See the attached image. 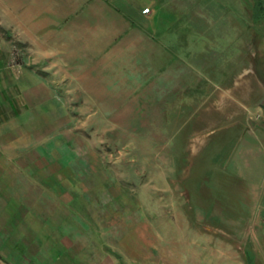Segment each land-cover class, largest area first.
Segmentation results:
<instances>
[{"label": "rangeland", "instance_id": "374dc122", "mask_svg": "<svg viewBox=\"0 0 264 264\" xmlns=\"http://www.w3.org/2000/svg\"><path fill=\"white\" fill-rule=\"evenodd\" d=\"M246 13L250 18L248 8ZM17 27L22 34L27 32ZM247 31V69L232 71L226 88L230 101L225 103L218 104L220 88L210 85L200 88L196 102L197 96H191V87L185 84L183 90L135 88L133 101L101 103L84 96V89L70 79L63 81L62 72L46 71L45 56L37 62L39 81L24 73L29 84L48 78L55 91L31 107L34 130L38 127V150L33 149L32 157L36 154L38 160V190L51 191L55 198L53 204L40 199L47 216L57 224L66 219L79 223L77 232L61 237L72 242L65 248L68 257L79 256L84 264H264V242H255L264 215L254 208L260 199H254L252 185L246 193L208 197L223 187L222 180L234 178L213 156L212 147L223 140L217 141L211 130L247 127L256 132L247 139L256 138L264 145V37L254 38L253 27ZM0 36L1 102L10 94L5 85L17 73L15 63H22L23 70L37 63L27 45L1 26ZM55 61L60 69L58 56ZM187 74L184 82L189 84V70ZM29 105L22 103L23 112ZM8 112L2 108L1 113ZM230 135L225 137L233 145L238 135ZM250 149L249 142L242 149L246 163L254 160L256 150ZM23 153L12 152L28 159ZM3 155L0 150V159ZM32 168L36 169L34 164ZM245 169L249 176L264 175V161L262 168ZM0 171L14 174L20 169ZM51 176L63 179L54 189L43 182L46 177L52 181ZM8 185L24 190L23 183L0 182L5 189Z\"/></svg>", "mask_w": 264, "mask_h": 264}, {"label": "crops", "instance_id": "0c3cea01", "mask_svg": "<svg viewBox=\"0 0 264 264\" xmlns=\"http://www.w3.org/2000/svg\"><path fill=\"white\" fill-rule=\"evenodd\" d=\"M146 7L150 8L148 12L143 11ZM246 8L247 0H0V26L27 45L35 63L45 56L49 59L46 71L62 72L63 81L70 79L94 101L129 102L134 100L135 88L182 89L185 84L191 87V96H197L196 102L200 88H220L219 104L230 101L226 88L232 71L247 69V29L252 20ZM17 25L27 32L22 34ZM56 56L60 69L55 66ZM38 65L23 70L22 63H15L17 73L5 85L10 94L1 101L9 112L1 113L0 104V150L4 154L0 168L20 169L14 174L0 171V182L24 184V190L18 186L0 187V264H84L86 261H79V256L68 257L70 251L65 248H71L72 242L61 239L77 232L79 223L69 219L55 223L40 203V199H48L53 204L55 198L51 191L38 190V160L36 154L35 159L32 157L33 149L38 150V127L34 130L31 107L44 96L51 97L49 93L54 96L55 91L49 76L36 85L27 82L25 72L40 80ZM187 69L189 84L184 82ZM200 72L206 75L202 77ZM50 77L55 82V74ZM24 101L30 103L26 112L22 109ZM211 133L217 141L223 140L212 147L214 158L221 159L228 176L235 180L223 178V187L214 190L217 194L210 191L208 197L246 193L250 183L254 199H260L254 208L259 207L264 215V175L249 176L245 169L248 165L262 168V141L248 140L247 135L256 136V132L247 127L232 130L220 126ZM234 134L238 138L232 145L225 136ZM247 142L251 152L257 149L253 146L261 144L249 163L242 150ZM15 151L27 152L28 159L16 158L12 154ZM51 179L46 177L43 182L53 189L63 180L54 176ZM256 235L255 242L262 245L264 227Z\"/></svg>", "mask_w": 264, "mask_h": 264}, {"label": "trees", "instance_id": "16d2710c", "mask_svg": "<svg viewBox=\"0 0 264 264\" xmlns=\"http://www.w3.org/2000/svg\"><path fill=\"white\" fill-rule=\"evenodd\" d=\"M247 8L251 11V27L257 30L254 37H264V0H247Z\"/></svg>", "mask_w": 264, "mask_h": 264}, {"label": "built area", "instance_id": "2783aa9c", "mask_svg": "<svg viewBox=\"0 0 264 264\" xmlns=\"http://www.w3.org/2000/svg\"><path fill=\"white\" fill-rule=\"evenodd\" d=\"M150 10V8L149 7H146V8H144V12H148Z\"/></svg>", "mask_w": 264, "mask_h": 264}]
</instances>
